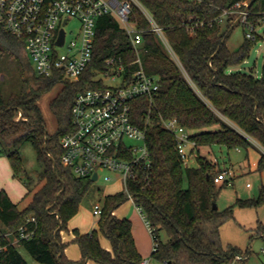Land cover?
I'll return each instance as SVG.
<instances>
[{
    "label": "trees",
    "instance_id": "trees-1",
    "mask_svg": "<svg viewBox=\"0 0 264 264\" xmlns=\"http://www.w3.org/2000/svg\"><path fill=\"white\" fill-rule=\"evenodd\" d=\"M138 1L161 27L179 61L163 48L150 28V19L133 3L130 18L142 31L138 46L141 63L147 73L158 79V89L151 100L138 96L131 103L132 121L145 129L152 159L148 180L129 182L134 201L141 205L153 228V236L158 238L157 248L151 255L163 264L233 261V264H243L242 259L234 260L240 248L222 245L219 226L232 216L235 206L261 205L264 183L255 197H236L228 206L214 208L212 201L227 183L214 181V175L221 168L216 161L200 154L198 147L221 144L227 148H247L254 144L253 140L264 147V66L260 75L228 70L230 65L241 63L249 56L259 35L255 33L253 38L244 35L234 50L227 46L226 40L238 21L233 22V15L223 20L219 17L223 9L238 0ZM247 1L248 17L256 22L264 9V0ZM1 51L17 60L19 70L27 67L30 77L36 84L39 82L40 77L23 59L22 40L0 22ZM111 54L122 55L126 62L136 56L117 17L104 14L96 21L90 66L76 80L57 77L64 83L49 102L56 121L52 132L46 130L39 98L53 81L28 86L24 79L19 90L6 96L0 92V153L8 156L13 175H22L26 186L32 177L20 156V147L25 141L32 143L40 166L37 186L22 207L19 201L11 199L5 188H0V242L5 243L0 251V264H28L10 239L24 223L26 229L33 228L34 232L30 237L18 239V243L41 264H85L88 258L104 264L140 263L142 256L134 243L130 220L113 213L126 197L123 190L103 196L97 218L98 230L109 239L111 249L101 245L96 228L80 232L74 227L70 241L78 244L81 255L71 259L64 252L68 242L62 241L60 235L61 230L69 231L67 221L78 211L92 184L90 177L76 176L60 162V137L73 128L71 107L75 94L88 86L100 85L92 76ZM170 117H176L190 129L196 143V164H182L173 134L161 125V118ZM257 169H264V153ZM31 190L28 188L23 198ZM31 215L35 221L26 222ZM160 231L164 232V239ZM255 232L264 233L260 222Z\"/></svg>",
    "mask_w": 264,
    "mask_h": 264
},
{
    "label": "built area",
    "instance_id": "built-area-1",
    "mask_svg": "<svg viewBox=\"0 0 264 264\" xmlns=\"http://www.w3.org/2000/svg\"><path fill=\"white\" fill-rule=\"evenodd\" d=\"M133 3L146 13L151 22L150 28L179 62L161 27L138 0H0V22L22 40L23 52L32 61L36 75L50 81L57 80L59 75L76 80L90 66L99 16L113 14L124 27L136 50V56L131 62H126L119 54L106 56L102 68L96 69L92 76L100 85L88 86L75 94L71 107L73 128L60 137V162L79 177L91 178L96 172V178L93 179L96 180L99 171L104 169L112 173L105 174V179L120 178L123 182L121 190L141 214L152 236V250H155L158 238L153 236L150 222L129 189L130 181L140 178L148 180L152 165L145 129L132 121L131 103L138 96H146L151 100L158 89L157 76L147 73L141 63L138 46L142 40V31L137 22L130 18ZM247 6V0L235 1L222 10L219 20L233 15L246 26L245 36L253 38L256 24L264 23V9L257 21L253 22L248 17ZM70 17L79 20V27L73 36L68 37L66 25ZM61 28L63 40L60 43L58 38ZM117 79V83H107V80L111 82ZM161 125L173 134L182 164L191 165L188 160L195 155L196 143L191 138L190 129L176 117L161 118ZM213 160L216 158L213 157ZM232 178L233 173L229 168H221L214 175L217 183L231 184ZM101 209V202L93 204V214L99 215ZM31 221H35L32 215L26 222ZM25 225L18 227L16 240L30 237L34 232L33 228L26 229ZM4 247L5 243L0 242V251ZM239 259L241 255L234 254V260ZM148 263L146 257L139 264Z\"/></svg>",
    "mask_w": 264,
    "mask_h": 264
},
{
    "label": "rangeland",
    "instance_id": "rangeland-1",
    "mask_svg": "<svg viewBox=\"0 0 264 264\" xmlns=\"http://www.w3.org/2000/svg\"><path fill=\"white\" fill-rule=\"evenodd\" d=\"M235 20L236 17L235 19H233V22ZM78 27L79 20L75 17H70L69 22L66 25L68 37L73 36L77 32ZM246 30V26L238 21V23L234 25L233 29L230 32V35L226 40L227 46L232 50L236 49L242 42ZM254 31L259 35V38L253 44L249 52V56L241 63L230 65L228 68L229 71L240 70L245 72H252L255 75H260L262 67L264 66V23H257ZM160 42L163 48L168 51L161 40ZM22 55L23 59H25L30 66L31 71H33V73L36 75L32 61L24 52L22 53ZM67 78L69 80H73L72 78ZM24 79L26 80L25 84L28 86L47 84L50 81V79H44L42 77L36 84L34 79L30 77L27 67H25L23 70H19L17 60L7 53L1 51L0 92L4 96H6L12 91L19 90L24 83ZM117 82H119V79L113 80L111 82L107 80V83L110 84H114ZM63 83L64 82L62 79L54 80L53 83L45 89V91L39 98V105L44 116L46 130L48 132H52L56 126L55 118L49 108V102L60 91ZM216 126L217 125H214L213 127ZM209 149L210 155L216 158L215 161L219 162L221 168L228 167L232 172H234L233 175H235V179L232 178L233 184H226L225 186H223L215 199V203L219 209H222L233 203L236 197H255L258 194L261 182L260 175L258 173L259 171L254 170V167L251 165L252 161L257 159L259 156V150L256 147L252 145L248 146L247 148L241 147L242 151L237 152L234 150V148H227L226 146L221 144H212L210 145ZM205 152V148H201V151H199L200 154L207 156ZM20 156L26 171L32 177L31 183L26 186L24 177L22 175H13L8 156L0 153V188L4 187L5 189H7L13 197L19 200V205L22 206L28 201V199L31 197L32 192L37 186V173L40 169V166L36 159L35 149L30 141H25L21 145ZM211 159L213 160V158ZM188 162L194 164V157H190ZM249 166H251L252 168L249 169ZM107 173L112 174L110 170L102 169L99 171V178L96 180H92L90 189L84 195L81 201L79 210L74 218V220L77 221L81 227H89V229H92L94 224L97 223V218L99 215L93 214L92 211L93 204L95 202H101L103 196L107 192L113 193L123 189L122 180L120 178H116L117 180H107L104 178V175ZM247 181L252 184L251 187L245 186V183ZM184 184H186V179H184ZM28 188H31L32 190L27 196L23 198ZM128 201L129 198L125 197L116 208V211L123 212L130 209L136 210L134 203H129ZM135 212L138 214L139 218L140 215L138 211ZM140 219L144 231L143 228H141V225L140 228L142 229V232H144V235L148 236L150 244L149 253L145 254L144 257H147L149 259V264H162L159 260L152 257L151 255L152 236L143 219L141 217ZM137 224H135V228L137 227ZM234 228H232V230L229 229V235L231 234L230 237L234 239L233 241H237L236 243L240 246L244 264H264V241L262 240V238L257 235H252L253 233L250 235L251 237H249L247 228V230H243V233H240L236 227ZM5 233L11 234L10 231H6ZM160 237L162 239L165 238V234L163 231H160ZM14 238V235L10 237L11 241H13L17 246V249L25 258L28 264H41L24 246L19 243L17 244V241Z\"/></svg>",
    "mask_w": 264,
    "mask_h": 264
},
{
    "label": "crops",
    "instance_id": "crops-1",
    "mask_svg": "<svg viewBox=\"0 0 264 264\" xmlns=\"http://www.w3.org/2000/svg\"><path fill=\"white\" fill-rule=\"evenodd\" d=\"M263 119H264V113H263ZM253 143L254 144L252 146L256 147L259 150V156L257 159L252 161L251 165L254 167V170L259 171L258 173L260 175V181H261L260 186H261V184L264 183V169H261V170L257 169V163H258L260 156L264 153V147L261 146L257 141H253ZM201 148L206 149L205 154L207 156H209L208 158H210V159L213 158L212 155H210V149H209L210 145H201L198 147V150L201 151ZM234 150L237 152L242 151L241 147H234ZM194 152H195V155H193V157L195 159L194 164H196V152H197L196 149L194 150ZM216 162L218 163L219 167L221 168V165L219 164V162L218 161H216ZM248 164H250V163H248ZM191 165H193V164L191 163ZM224 168H228V167H224ZM251 168L252 167L249 166V169H251ZM232 173L234 174V172H232ZM233 179H235V175H233ZM232 182H233V180H232ZM247 183H249V184L247 185ZM231 184H233V183H231ZM245 184H246L245 185L246 187L252 186V184L249 181H247ZM260 186H259V188H260ZM6 191L8 192L9 196L11 197V199L13 201H19L18 199L13 197L12 194H10V192L7 189H6ZM107 193H105V194H107ZM128 202L131 203L132 201L129 199ZM80 205H79V207H80ZM22 206L19 205V207H22ZM235 207L233 209L232 216L227 218L219 226V237H220L221 243L224 247H226L227 245H232V246H237L238 248H240V246L236 243L237 241H233L234 239H232L230 237L231 234L229 235V229L232 230V228H234V227H236L240 233H243V230L247 228L249 231V232L247 231V233H249V235H248L249 237H251L250 235L252 233H253L252 235H257V236H260L261 238H262V236H264V233L255 232L256 227H257L259 222L264 226V202L257 207H238V206H235ZM116 208L113 210V213L116 216L127 217L130 220V222H131V233H132V236L134 239V243L136 245L138 252L141 254L142 258H145L144 255L149 253L150 244H149L148 236L144 235V232H142V229H141V228H143V225H142V222L140 219V217L142 218L141 214L138 212L140 215L138 218V214L135 212V211H137V209L136 210L130 209L128 211H123V212L119 211L118 212V211H116ZM78 210H79V208H78ZM76 213L72 217H70L69 220L67 221V226L69 228V231H65V230L60 231L61 240L68 242L64 247L65 255L71 259H78L81 255L78 244L76 242L70 241L71 238L73 237V234L71 232L72 228L76 227V228H78V230L80 232H85V231L90 230L89 227H81L79 225V223L74 220ZM136 222L139 224H137ZM132 223H133V225H132ZM135 224H137L136 228H135ZM140 225H141V228H140ZM93 228H96L98 230V224L97 223L94 224ZM143 231H144V228H143ZM98 237H99V241L103 247H105L107 249H111V244H110L109 239L106 236H104L102 234V232H100L99 230H98ZM146 237H147V239H146ZM262 240H263V238H262ZM16 241L18 244V240H16ZM11 242L14 243L13 241H11ZM239 254L241 255V259L244 261V259L242 258V251ZM85 264H104V263L97 262L92 258H88L86 260ZM243 264H244V262H243Z\"/></svg>",
    "mask_w": 264,
    "mask_h": 264
},
{
    "label": "water",
    "instance_id": "water-1",
    "mask_svg": "<svg viewBox=\"0 0 264 264\" xmlns=\"http://www.w3.org/2000/svg\"><path fill=\"white\" fill-rule=\"evenodd\" d=\"M236 21H238V19H236L234 22H236ZM60 34H59V38H58V42H62V40H63V29L61 28L60 29ZM50 158L53 160V157L50 155ZM54 161V160H53ZM96 172H94L93 174H92V176H91V179L93 180V179H95L96 178ZM212 206L214 207V208H216L217 207V205H216V203H215V200H213L212 201Z\"/></svg>",
    "mask_w": 264,
    "mask_h": 264
}]
</instances>
